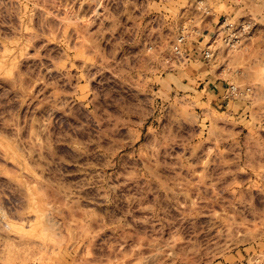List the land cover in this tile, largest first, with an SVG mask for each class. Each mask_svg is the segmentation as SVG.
Listing matches in <instances>:
<instances>
[{
    "label": "rangeland",
    "instance_id": "1",
    "mask_svg": "<svg viewBox=\"0 0 264 264\" xmlns=\"http://www.w3.org/2000/svg\"><path fill=\"white\" fill-rule=\"evenodd\" d=\"M0 264H264V0H0Z\"/></svg>",
    "mask_w": 264,
    "mask_h": 264
},
{
    "label": "built area",
    "instance_id": "2",
    "mask_svg": "<svg viewBox=\"0 0 264 264\" xmlns=\"http://www.w3.org/2000/svg\"><path fill=\"white\" fill-rule=\"evenodd\" d=\"M249 32V24L244 21L229 22L224 19L217 22L212 28L209 37L201 46V57L206 62L215 59L219 48L232 49L240 45L242 40ZM186 38L184 35H179L173 45L175 54L179 57L188 60L191 56L184 47ZM249 87L240 88L234 84L226 86V96L228 98H239L249 91Z\"/></svg>",
    "mask_w": 264,
    "mask_h": 264
},
{
    "label": "crops",
    "instance_id": "3",
    "mask_svg": "<svg viewBox=\"0 0 264 264\" xmlns=\"http://www.w3.org/2000/svg\"><path fill=\"white\" fill-rule=\"evenodd\" d=\"M234 10L239 11V9H237V7L234 8ZM237 11H236V12H237ZM240 13H241V15H243V14H244V15H248V14H249V12H247V10H245L244 13L242 14V9H241ZM190 50H191V49H190ZM194 63H196V62H194ZM204 64H205V63H202V64L199 63L198 67H202V65H204ZM225 90H226V88H225ZM257 96H258V95L255 94L253 97L257 98ZM226 98H227L226 95H222V96H221V99H223V102L229 100V99H226ZM250 100H252V99H250Z\"/></svg>",
    "mask_w": 264,
    "mask_h": 264
}]
</instances>
